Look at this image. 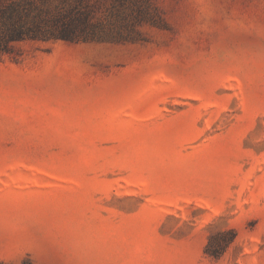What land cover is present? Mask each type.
<instances>
[{"label":"rangeland","instance_id":"374dc122","mask_svg":"<svg viewBox=\"0 0 264 264\" xmlns=\"http://www.w3.org/2000/svg\"><path fill=\"white\" fill-rule=\"evenodd\" d=\"M43 5L81 36L0 55V260L264 264V0Z\"/></svg>","mask_w":264,"mask_h":264},{"label":"trees","instance_id":"16d2710c","mask_svg":"<svg viewBox=\"0 0 264 264\" xmlns=\"http://www.w3.org/2000/svg\"><path fill=\"white\" fill-rule=\"evenodd\" d=\"M45 0H0V55L13 42L32 40H75L81 33L73 23H62L44 7ZM0 264H5L0 260ZM20 264H35L25 258Z\"/></svg>","mask_w":264,"mask_h":264}]
</instances>
